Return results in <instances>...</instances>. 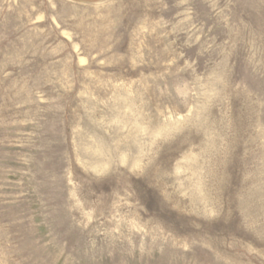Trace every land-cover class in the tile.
I'll return each mask as SVG.
<instances>
[{
  "label": "rangeland",
  "instance_id": "rangeland-1",
  "mask_svg": "<svg viewBox=\"0 0 264 264\" xmlns=\"http://www.w3.org/2000/svg\"><path fill=\"white\" fill-rule=\"evenodd\" d=\"M0 264H264V0H0Z\"/></svg>",
  "mask_w": 264,
  "mask_h": 264
}]
</instances>
